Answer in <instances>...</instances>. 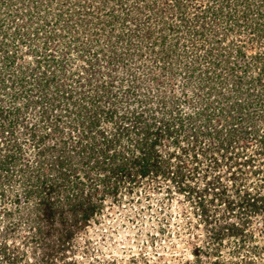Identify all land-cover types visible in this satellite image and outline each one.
Masks as SVG:
<instances>
[{
    "label": "rangeland",
    "instance_id": "1",
    "mask_svg": "<svg viewBox=\"0 0 264 264\" xmlns=\"http://www.w3.org/2000/svg\"><path fill=\"white\" fill-rule=\"evenodd\" d=\"M166 1L0 0V264H264V36L207 16V72Z\"/></svg>",
    "mask_w": 264,
    "mask_h": 264
},
{
    "label": "trees",
    "instance_id": "2",
    "mask_svg": "<svg viewBox=\"0 0 264 264\" xmlns=\"http://www.w3.org/2000/svg\"><path fill=\"white\" fill-rule=\"evenodd\" d=\"M171 1L172 0H167L165 3H169V2L171 3ZM181 1L182 0H175L174 3L170 6L171 9H174V10H175L174 6H176L179 11L177 12V14H175V16L178 17V21L172 22L173 21L172 20L168 24L169 25L168 29L171 30L172 32L181 31L182 28L186 30V32L188 33V39L190 40V43H191L190 45H191L192 52L194 53L193 56L198 58V55H200L197 53L198 50L202 49V51H203L201 58H202V61L204 63L203 66H205V67L208 66V67H206L207 72L209 71V69L211 67H213V70H214L218 66L222 65L220 60H217L214 58L215 49L217 50L220 46L218 47L216 45L217 48L212 47V46H215V44H212V46H210L209 45L210 38H208L206 36V33L204 31V30H206L205 25H207V23L209 22V21H206L207 16L212 17L213 21H218L220 19H221V22L224 21L225 26L222 28L223 31H228V30L230 31V30H233L235 27L238 28V30H241L240 26H241V23H243V26L248 30L247 32L249 34L252 33L254 38L259 39L262 37L261 39H263V36H264V0H211V1L207 0V3L202 5V6L201 5H195L196 8H194V10H196V11L194 12V14L192 16H189L186 9L182 7V4L180 3ZM187 1H192V0H187ZM155 2L153 4L152 8H155L154 5H157V3H155ZM134 8H137L136 9L137 14L131 15L129 13H126L125 15L127 18L129 16L133 17V19H134V23H133L134 25L133 26L137 31L136 33L146 34V36H148L149 38L152 39L151 43H150L151 45L154 42H158L155 39V37L152 36L154 33V31H151L152 28L150 26L152 13L144 11L145 6L140 7L139 4H135ZM163 8L161 7L160 9L162 10ZM163 10H167L166 5H165V8ZM191 20L193 21L192 23H191ZM125 24H128V23H125ZM190 28L194 29V32H195V34H197L199 39L197 37L193 38V36L191 34L192 30H190ZM135 29H133V30H135ZM130 31L131 30H129V32ZM214 32L218 33L216 29H214ZM142 34L139 35V37H142ZM251 39H253V38H251ZM206 41H207L208 45H206ZM162 42H164V36H162ZM218 43L220 44L219 41H218ZM152 49H153V47H152ZM216 55H219V54H216ZM168 56H169L168 54L160 55L159 58L165 61V59ZM244 57H246L245 54L243 55V63H241V64L238 62L235 63L236 65H239V67H243V72L245 71V69L249 68L254 63V61L250 62L249 60H246ZM259 57H260V59H264V54H260ZM210 63L212 65L211 67L209 66ZM213 70H210V71H212L214 73ZM214 74L215 75H213V76H211L210 74H208V75H210L212 78L214 76H217V77L221 76L220 72L214 73ZM260 74H263V76H264V67H261ZM211 77H208V78H211ZM252 78H254V80L258 83L261 81L260 80L261 78L259 75L258 76H251V79ZM219 82H221V79L219 80ZM263 87H264V85H263ZM109 109L110 110H108V113H109L108 117L113 118V120H114L113 122L116 126L115 130L119 129L121 131L122 129H125V130H127L126 133H128L129 132L128 129L130 127L124 126V123H126V119H130L128 114L124 113V112L123 113H117L113 110L114 108L113 109L109 108ZM144 112H145L144 110L143 111H134V114H133V120L134 121L132 123L133 124L132 128H133V130L138 132V134H140L142 131L148 129L147 127L150 125L149 120L147 118H145ZM115 113H117V114L115 115ZM115 116H117V117L119 116V117L116 119ZM88 118H89L90 126L91 125L93 127L96 126V124L98 123V120L96 119V117L91 114L88 116ZM151 119H152V117H151ZM153 122L157 123L155 119L153 120ZM253 123H254V121L252 122V124ZM138 125H140V126H138ZM166 132H167V134H170L173 131L171 130L170 127H168L166 129ZM145 142H146V140L144 141V143ZM62 159H63L62 157L58 158V160H59L58 162L61 165V167H62V163H63ZM145 165H143L139 168L141 173H145V171H146ZM263 199H264V197L261 198V200H263ZM219 263L224 264L222 262H219ZM243 264H248V263L245 261V263H243Z\"/></svg>",
    "mask_w": 264,
    "mask_h": 264
}]
</instances>
